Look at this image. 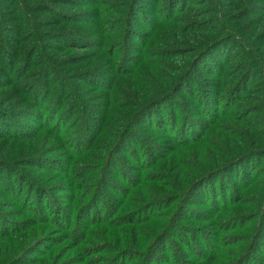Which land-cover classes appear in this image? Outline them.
<instances>
[{"label":"rangeland","instance_id":"374dc122","mask_svg":"<svg viewBox=\"0 0 264 264\" xmlns=\"http://www.w3.org/2000/svg\"><path fill=\"white\" fill-rule=\"evenodd\" d=\"M101 1L108 6V8L105 6L106 10L113 11L110 13L111 29L113 30V34L110 36L114 37L112 43H115V36L120 32L128 0ZM141 1L139 3L135 1L133 10L136 15L132 23V26L137 25L133 26L132 34L139 40L145 38L142 33H149V30L142 26L147 22V20H142V17L156 19L159 5L164 8L160 10L161 14L165 16L170 11L173 14L172 20L175 21V25L182 26L183 29L189 27L191 22L209 19L204 26L209 27L212 31L215 30L217 35H221L214 37H223V39L216 46L213 54L204 64L202 62L200 65V67H206L208 71H212L210 73L214 76L198 70L194 73L193 89H199L198 79H215V83L221 82L224 92L226 90L227 93L223 92L222 97L225 94L228 105L220 108L219 120L200 138L205 142L189 145L187 152L178 154L177 159L172 162L162 164L164 161L162 158L166 153L151 154V157H146L143 154L140 155L139 162L135 158L132 160L128 155H120V165L116 164L110 171H114L119 176H125V179L105 175L107 187L101 189L100 195L94 188L99 172L90 174L89 168L84 166V163H79L81 171L76 178H73L76 187L73 197L64 184L63 176H57L58 172H55L54 168L40 166L46 161L40 160L35 164L24 156L39 154L48 159L55 157V146L58 143L62 144L59 140H55L54 136V131H59V129L62 130L59 133L62 134L63 139L66 136L67 140L79 139V145L82 144V146L86 144V141H83L86 135H93L91 132H85L83 125H87L86 114H92L91 109L99 111L101 106H96L101 105L103 100L100 97H96L97 99L94 97L101 92L92 88L91 84H88L90 83L88 80L82 82L83 80L76 79H78L77 75L81 70L95 63V52L92 49H68L66 47H70L73 42L71 37L65 38L63 34L57 35V33L63 32L65 29H91L89 23L93 21L92 15L95 14L91 11H94V8L97 10V0H0V26L2 25L0 48L2 44L3 47L8 46L11 52L9 57L17 56L14 66L19 65L21 61L24 63L23 57L20 58L23 50L27 47L40 46L41 50H38L32 59V63L35 64L34 69L38 68L37 57L41 54L46 59L58 60L59 74L63 73L67 77V81L68 79L75 81L72 82L71 88L79 87V93L84 99L83 105H79L76 114L69 116L65 112H69L74 104L73 100H70L69 90L65 92L67 101L61 110L52 107V103L50 107L46 106L52 98L47 95L41 106L43 110H41L31 107L37 103V100H43L45 96L41 97L39 90L32 91L31 87L34 82H30L29 75L15 80V84L8 82L11 83V86L0 89V131H4V133H0V158L4 159L3 162H8L10 159L17 160L22 157L21 160L24 161L16 165L17 171L11 175L5 170L11 172L15 168L6 166V169L4 168L2 171L3 162L0 163V264H92V262L103 264L107 256H115L118 253V248L123 250V248L131 247V245L122 247L123 245H117L112 240L117 237L120 243L128 240L130 243L132 234L127 237L126 232H128L127 228L132 225L139 229L135 234V244L139 246H134L132 249L142 251V244L139 243L142 241L143 245H146L153 240L154 254H159V257L165 256L166 260L175 257L177 260L178 255H176L172 242L175 241V238L171 241L166 237L161 239L162 235L160 233L156 235V232L168 225H178L180 228H177V233L181 238L179 237L180 242L176 241V243L180 247L179 250L183 252L188 247L191 249V255L206 256L210 253V249L215 247L219 255L223 253L218 261L220 264H225L227 259V264H229V259L233 260L235 257L240 261L239 264H242L240 259L245 255L248 257L243 264H264V125L255 124V117L262 115V113L256 112V109L261 103L264 105V0H143L140 3ZM44 5L49 6L53 12L43 11ZM203 10L205 15H202ZM215 10L216 12H213ZM207 11H211L209 16ZM75 13L86 14L84 16L86 22H80V24L71 22L68 17ZM129 23L130 21H128V25ZM219 23L229 26L230 29L220 30ZM31 24L34 25L33 30H31ZM171 31L165 33L159 42L168 43L178 34ZM18 32L21 33V37ZM197 37L196 33L189 35L190 41L186 46H191L192 41L198 40ZM17 39L20 41H16ZM135 45L138 46L139 42H135ZM135 45L131 44V47L134 49ZM108 51L109 49L106 53ZM4 55L5 53L0 51V62L7 59L5 62L9 63L11 60ZM78 55H82V59L76 58ZM143 57L145 61L142 66L151 63L145 65L142 74L137 78L138 83L144 89L151 85L164 84L171 75L170 66L177 65L174 60H166L159 54L153 58L143 54ZM177 63L179 65L180 61ZM0 69L6 70L4 62L0 63ZM246 73L248 75L244 77ZM55 77L56 75L52 78L51 83H55ZM2 79L4 82L6 81V78ZM236 80L239 81V84L235 87L232 83ZM243 80L245 81L243 82ZM64 82L63 77L61 85ZM22 83L26 84L21 85ZM231 85L234 86L232 89L235 91L234 95L230 94V90H228L231 89ZM124 88L127 89V86L125 85ZM238 93H243V95ZM241 95L242 97L239 98ZM181 97L184 102L192 104V98L185 94ZM45 106L46 108H44ZM191 107L188 108L191 109ZM16 108L22 110L21 116L5 120L7 116L1 111L10 109L17 111ZM179 112H181V108L177 111V115ZM23 115L25 118H22ZM93 116L96 117V114ZM70 117L71 119H69ZM199 119L205 122V115H201ZM246 120H250V124H243V121ZM22 126L32 128L33 130L30 132L46 128L35 139L32 138L33 133H31L28 134L31 136L23 141L15 142L10 138L4 140L6 133L18 135L17 130L22 129ZM141 129L150 141H159L164 147L170 145L166 137L160 136L163 134L162 132L147 128V126ZM234 130L236 131L232 133L236 135L232 134V139L238 143L239 149L236 151L234 142H228L229 138L227 139V144L235 148L234 152H231V158L239 157L249 151H256L243 156L247 158L241 162L244 164L240 166L237 164L233 169L230 168L228 174L221 175L220 179L212 184L213 188H204V196L200 198L196 196L195 200L194 197L192 198L193 205L190 199L182 203L177 200L170 204L168 196V199L164 201L167 203L164 207L158 206L155 210L143 208L144 203L141 200L145 201L154 197L160 199L163 194L167 193L179 195L178 191L184 190L187 186L188 177L195 167H204L206 161H209L212 166L204 167V170L216 166L214 159L220 158L224 150L231 151L222 141V136L228 135V132ZM194 131L192 137L188 135L185 138L188 140L199 139V128ZM259 136L261 140L258 139ZM75 149L76 147L72 148V152ZM161 149L166 151L163 147ZM64 150L66 148L63 145L61 147L63 155L60 157L66 162L71 152H64ZM98 151H100V147H98ZM98 151L97 153H99ZM105 151L100 154L102 158ZM85 153L92 152L88 150ZM157 156H162L161 160L157 159ZM86 160L88 159H83V162ZM103 161L104 159L101 162ZM154 161H158L156 167L153 165L148 170H144L147 177L143 179L141 171L135 170V168H139L138 166L140 168L148 167L149 163ZM160 163L162 165L158 167ZM250 171L252 172L250 173ZM128 173L131 174V180L130 177H126L129 175ZM249 173L248 189L241 191L239 189L240 178L243 179ZM162 184L163 186H161ZM132 187L135 188L132 190L133 197H129L130 207L142 210L134 212L135 217L129 220L133 224L128 226L127 223L121 224L117 219L118 214L115 212L124 209L121 204L125 200L123 190L127 191ZM120 188L122 190H119ZM112 189L118 194H114ZM210 189L214 191L213 194H210ZM20 191L22 192L20 196L18 195V200L14 195ZM222 194L223 196H221ZM96 195L98 196L96 197ZM90 196H93L92 200L93 203L95 201V204L90 202ZM206 198L207 200H205ZM216 204L220 209V214L216 213ZM182 206L185 211L187 210V213L184 211L181 214L179 208ZM126 212L124 209V213ZM70 218L72 219L70 220ZM82 221L84 223L79 224ZM138 223L143 224L140 226ZM190 230L192 231L191 236L188 235ZM100 232L106 239L101 241ZM101 244L107 245V247L103 248ZM110 247L114 248L112 252L110 250L103 252L104 249ZM252 252L253 255H251ZM138 255L131 257L130 260L134 259L132 264H143ZM98 256L102 257L97 258ZM119 257L125 261V264L129 263L127 252H123Z\"/></svg>","mask_w":264,"mask_h":264},{"label":"trees","instance_id":"16d2710c","mask_svg":"<svg viewBox=\"0 0 264 264\" xmlns=\"http://www.w3.org/2000/svg\"><path fill=\"white\" fill-rule=\"evenodd\" d=\"M135 1L139 3V1L141 0H135ZM135 1L128 0V3L126 5V10L122 18L120 32L115 36V43L114 42L112 43V41L114 40L112 38L114 37L110 36V34H113V30L111 29L112 22L110 19V13H112L113 11L106 10L105 6L107 5L103 3V1L101 0H97L96 3V6L98 7L97 10L96 8H94V11H91V12H95V14L92 15V17L94 18L93 21H90V23L88 22L91 26L89 28L91 29L89 30H83L78 28L67 29V30L65 29L63 32L57 33V35L63 34L65 38H68V36L71 37L73 42L70 47H66L68 49L76 48L79 50H90V49L94 50L95 52L94 59L96 60L95 63L93 65H89V67H87L86 69L81 70L78 73L77 75L78 79L76 80H83L82 82L88 80V82H90L88 84H91L90 86L92 88L99 90L101 92V93H97L94 98L97 99L96 97H100L102 98L103 101L101 105L96 106V107L101 106L99 107L98 112L96 111V109H91L90 111L92 112V114L91 113L86 114L87 119L85 120V122L87 123V125H83V128L85 132H91L93 135L91 136L86 135L85 139H83V141H86L85 145L83 146L82 144L79 145V141H80L79 139H75L74 141L72 139L67 140L68 139L67 136L63 139L62 134L59 133L62 130L59 129V131H54L55 134L54 136H55V140L57 141L59 140L62 144L58 143L59 145L57 144V146H55V150H54V154H56L55 157L48 159L47 157H41L39 154H26L24 157H26V159H29L30 162H34L35 164L40 160L46 161L47 163L43 162L40 164V166L47 168H54L55 172H58L57 176H63L64 184L66 188H68L69 192L72 193L73 197L76 192V187L74 186L73 178H76L80 173L79 171H81V169H79L81 167L79 163H84V166L89 168L88 172L90 174H95L96 172H99V177L96 179L94 188L96 190V193L100 195L99 193L101 189L103 187H107V183L105 181V175H107L108 177L110 176L123 177L125 179V176H119L114 171H110L112 167L116 166V164L118 166L120 165L119 164V162H121L120 155L122 154L128 155L129 157L132 158V160L133 158H135L136 161L139 162L140 155L145 154L146 157L147 156L151 157L150 156L151 154L161 155L163 153H166V155H164L163 157L164 159L162 158V156H157V159L161 160L162 158V160H164L162 164L172 162L173 160L177 159L178 154L180 153L183 154L187 152V148L189 145L201 144L205 142V140L201 141L203 139L200 138H202L204 136V133L208 131V129L211 126H214L216 122L219 120L220 108L228 105L227 100L225 98V94L227 92L226 90L224 92V87L221 82L218 81L219 83L218 82L215 83V79L214 80L206 79V78L204 79L202 78L201 80L198 79L197 80L198 86L200 87L198 90L193 89V85H194L193 82L195 78L194 73L197 72L198 70H202L207 74L214 76L213 74L210 73L212 71H208L206 67L205 68L200 67V65L202 62L204 64V62L213 54L212 52L215 50L216 46L220 44V42L223 39V37L221 38L214 37L221 35H217L215 33L216 32L215 30L212 31V29H210L209 27L204 26L209 19L207 20L200 19L198 22H191L189 23V27L187 28L185 27L186 29H183L182 26L177 27V25H175V21L172 20L173 14L170 11L167 12V15L165 16L162 15L160 10L164 8L161 5H159L158 16L156 17V19L150 17H142V20H147V22L144 23V25L142 26L144 28H147L149 30V33L147 34L142 33L145 36V38L143 40H139L138 37H135L134 34H132L133 26L134 27L137 26L136 24L132 26V23L136 15V12L133 10L135 8ZM142 2L143 0L140 3ZM42 8H43L42 10L45 12H53L50 9V7L47 5H44ZM210 12L211 11H207L208 16ZM213 12H216V10ZM60 15L61 14L59 12V16ZM85 15L86 14L75 13L72 14L71 16L69 15L68 18H70L71 22L75 24L78 23L80 24V22H86V19H84ZM202 15H205L204 10L202 11ZM206 18L208 17L206 16ZM128 21H130L129 25H128ZM219 24H220V30L230 29L229 26L223 25L221 23ZM0 28H2V25L0 26ZM33 29H34V25L31 24V30ZM170 31L173 33L175 31L178 34L174 36L170 41H168V43H160L159 42L160 38L165 33H170ZM18 33L21 37V33L20 32ZM192 33L197 34L198 40L192 41L193 46L191 45L187 47L186 45L190 41L189 35H191ZM1 34L3 35V33ZM54 40L58 41L57 39ZM16 41H20V40L17 39ZM135 42H139V45L136 46ZM131 44L135 45L136 47L133 49L131 47ZM165 44L168 45L165 46ZM108 49L109 51L108 53H106ZM38 50H41L40 46L27 47L25 50L21 52L20 55L21 59L23 57L22 60L24 63H22L21 61L20 64L15 67L14 62L17 56L14 58L9 57L11 52L8 49V46L3 47L2 44V47L0 48L1 53H5V55L8 56V58L11 61L9 63L5 62V60L7 59H4V61H2L6 65V70H4L5 71L4 72L2 71L3 69L2 70L0 69V89L11 86V83L8 82H12L15 84V80L21 79L22 76L24 75L25 76L29 75L31 77L30 82H34L33 87H31L32 91L34 92L35 89L39 90V95H41V97L45 96L43 100H37V103L35 105H31V107L39 108V109L43 108L41 106L44 104V100L46 99V95H47L52 98L50 100V103L46 106L50 107L52 103V107L58 108L57 110H61L65 105V102L67 101L65 92L66 90H69V93H71L70 100L71 101L73 100L74 104H72L70 111L65 112V114L69 116H74L77 112V108L79 110V105H83V101H84L81 94L79 93L80 91L79 87L77 88L73 87L72 89L71 88L72 82L75 81L71 79H68L67 81L66 80L67 77L63 75V73L59 74V71L57 69L58 60L46 59V57H44L43 54L37 57L38 68L34 69L35 64L32 63V59L37 54ZM143 54L150 56L151 58L159 54V56H161L162 58L166 60H174V62L177 64L175 66H170L171 67L170 70H172L171 75L166 79V82L164 84L151 85L150 87L144 89L142 85L138 83L137 78L142 74L145 65L147 66L151 64V63H146L144 66H142L143 61H145ZM76 58L82 59V55H78V57ZM175 58H179L180 60ZM177 61H180L179 65ZM248 71L250 72L249 67H248ZM55 75H56L55 83H51V80ZM247 75L248 73H246L244 77H247ZM63 77L65 79V82L62 83L61 85V81ZM2 78H6V81L4 82L3 81L4 79ZM244 81L245 80H243V82ZM238 82L239 81L236 80L235 82L232 83V85H235L236 87V85L239 84ZM243 82H241V84H243ZM24 84L26 83H22L21 85ZM125 85L127 86V89L124 88ZM232 85H231V89L229 88L228 90H230L229 91L230 94L234 95L235 91L232 90L234 88V86ZM223 92L225 94L222 97ZM183 94H185L189 98H192V104L183 101L184 99L181 97ZM238 94L243 95V93H238ZM242 95L239 98H241ZM183 104L184 106L186 105L185 108ZM46 106L44 108H46ZM189 106H192L191 109L188 108ZM179 108H181V112H179L178 113L179 115H177V111L179 110ZM16 109L17 111H14L12 109L1 111L2 114L7 116L5 120H10V118L16 116L17 117L21 116L20 114L22 113V110L19 108ZM256 112L262 113V115L255 117V124L259 123L258 126L264 125L263 103H261L258 109H256ZM94 114H96V117L93 116ZM203 114L205 115L206 118L205 122L199 119V117ZM22 118H25V115H23ZM69 119H71V117ZM243 122H244L243 124H250L251 121L246 120ZM146 126L147 128L150 127L153 130H158L162 132L163 134H161L160 136L166 137L169 140L170 145H166V147H164L163 145H161V142L159 141L156 140L150 141V139L145 135L144 131H142L141 129L142 127H146ZM43 128L44 129H38L37 132H30L31 130H33L32 128L30 129L27 126L26 127L22 126V129L17 130L18 135L14 136L11 135L10 133H6L4 135L5 136L4 140L10 138L12 140H15V142L23 141L24 139L29 138V136L31 135L28 134L31 133H33L32 138L35 139L36 137L39 136L38 134H40L43 130H45L46 127ZM197 128H199V135H200L199 139L192 140L193 139L192 138L188 140L187 138H185L188 135L192 137L193 134L195 133L194 129ZM235 131L236 130L228 132V135L222 136V141L225 144H227V139L229 138L228 142L229 141L234 142L232 139L233 138L232 134L233 135L236 134L232 132ZM0 133H4V131H0ZM180 137L184 139L182 138L179 139ZM258 139H260V136ZM103 140L105 141L103 142ZM253 141L259 142L257 140H253ZM234 144L236 146V151H237L239 149L238 143L234 142ZM63 145L66 148L64 152L65 151L71 152L66 162L61 160L60 157L63 155L61 154L62 153L61 147ZM74 147H76V149L75 151L72 152V148ZM98 147H100V151H98ZM162 147L165 148L166 151H163V149H161ZM226 147H228L231 151L224 150L220 158L214 159L215 160L214 164L216 166H214L212 169L204 170L205 169L204 167L212 166L209 161L208 162L206 161L204 167H198V168L195 167L194 171L188 177L189 181L187 183V186L184 188V190L178 191L179 195H174L173 193H167V194H163L160 199L154 197L152 199L151 198L146 199L145 201L141 200L142 203H144L143 208L145 210H148V208L155 210L158 206L164 207L165 204H167L164 201L168 199V196H169L170 204H173V202L177 200L178 201L180 200L181 203L186 202L187 199H190L192 202L193 197L195 200L196 196L199 198L201 196H204L203 195L204 188L207 187L213 188L214 186L212 184L215 183L216 180H219L221 175L228 174L229 172L228 170L233 169L234 166H236L237 164H238L237 166L244 164L241 163L243 160L247 159L246 157H245L246 159L243 157L244 155H247L249 152L252 153L256 152V151H249L246 152V154L244 155H240L239 157L234 156L233 158H231L232 157L231 152L233 153L235 148L231 147L228 144ZM88 150H90V152L92 153H85L88 152ZM97 151L99 153H97ZM104 151H105V155L107 156L104 155V157L102 158L101 157L102 155L100 154L102 152L104 153ZM258 151H263V150H258ZM225 158L227 159L223 161ZM21 159L22 157L17 160L10 159L8 162H3L4 159L0 158V163L3 162L2 171H4V168L6 169V166H11L15 168L17 164H21L22 162H24ZM83 159H88V160L83 162ZM102 159H104L103 162H101ZM222 161L223 163H220ZM157 163L158 161H154L152 163L150 162L149 163L150 165H148V167L145 166L143 168H140V166H138L139 168H135V170L141 171L140 174H143L141 176L144 179V177L145 178L147 177L145 175L146 173L144 170H148L153 165L156 167ZM162 164L160 163L158 167H161ZM16 171H17L16 168L11 172L5 170V172L8 173L9 175L13 174L14 172L16 173ZM251 172L252 171H250V173ZM250 173L248 176L244 177L243 179L240 178L241 181H240L239 189L241 191L248 189L249 186L248 181L250 179ZM128 174L129 175L126 177L127 178L130 177L131 180V174L130 173ZM22 178L23 175L21 179ZM161 186H163V184ZM111 187L113 188V185ZM134 188L135 187L129 188L127 189V191L123 190L125 195V200L121 204L124 206V209H126L127 212L124 213V209H120L119 211H117L115 208L116 210L115 214H118L117 219L121 222V224L127 223L128 226H131L133 224L130 223L129 220L135 217L134 212H138L139 210L141 212L142 210V209L135 210L136 209L135 207L134 208L130 207L129 197H133L132 190H134ZM119 190L122 189L120 188ZM112 191L114 194H118L114 189H112ZM21 192L22 191H20L17 195H14L18 200ZM209 192L210 194H213L214 191L210 189ZM98 195H96V197ZM221 196H223V194ZM173 198L176 199L174 200ZM207 198L205 200H207ZM92 199L93 196H90L91 203H93ZM93 204H95V201ZM183 207L184 206L179 208L181 214L182 212L185 211ZM168 208H170L169 205ZM215 208H217V204ZM185 212L187 213V210ZM219 212L220 209L217 208L216 213L220 214ZM71 219L72 218H70V220ZM83 223L84 222L82 221L79 224H83ZM138 224H140L141 226V224L143 223H138ZM177 228L180 227L178 225L177 226L168 225L167 227L161 228L156 232V235L158 233L162 235L161 239L166 237L167 239L170 238L171 241L173 240V238H175V241L172 242H173V247L176 251V255H178L177 260L176 257L174 259L166 260L165 256L159 257V254H154L155 251H154V244L152 243L153 240L146 245H143L141 241V243L139 244H142L141 245V248L143 249L142 251H136L135 249H132L134 248V246H139L138 244H135V234L139 231V229L138 227L132 225V227L127 228L128 232H126L127 237L129 234H132V236L130 237V243L127 238L125 239H127L128 241L127 242L122 241V243L118 242L117 237H114L115 240H112L117 245H123L122 247H125L127 245H131V247H129V249L123 248V250L118 248V253L115 256L114 255L107 256L104 259L103 264H117V263L125 264V261L122 260L121 257H119L123 252H127L129 255L128 257L129 263L127 264H132L131 262H134V259L130 260L131 257L136 256L138 254H139L138 257L143 261V264H157L159 262H161L162 264H220V262L218 261L221 258L220 256L223 255V253L219 255L215 247L210 249L211 251L208 255L197 256V257H195V255H191L190 253L191 249H188V247L185 248L184 252L179 250L180 247L176 243V241L180 242L179 239L180 236L177 233L178 230ZM191 232L192 231L190 230L188 234L189 236H191ZM155 236L153 237V239L155 238ZM99 237L100 239L102 238L101 241L106 239L104 234H102L101 232ZM101 245L103 246V248L107 247V245L104 244ZM106 250L108 251L110 250V252H112L114 248L110 247L108 249H104L103 252H107ZM253 254L254 253L252 252L251 255ZM101 257L102 256H98L97 258H101ZM118 257L119 259H117ZM247 257L248 256L246 255L243 256L240 259L241 262L244 263ZM236 258L237 257H235L233 260L229 259V264H239L240 261L236 260ZM227 263H228V259L225 264ZM92 264H95V262H92Z\"/></svg>","mask_w":264,"mask_h":264}]
</instances>
